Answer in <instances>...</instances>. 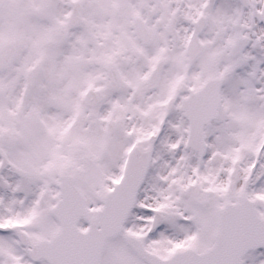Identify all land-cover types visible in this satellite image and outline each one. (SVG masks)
Segmentation results:
<instances>
[{
    "label": "snow or ice",
    "instance_id": "6c2138e0",
    "mask_svg": "<svg viewBox=\"0 0 264 264\" xmlns=\"http://www.w3.org/2000/svg\"><path fill=\"white\" fill-rule=\"evenodd\" d=\"M0 264H264V0H0Z\"/></svg>",
    "mask_w": 264,
    "mask_h": 264
}]
</instances>
